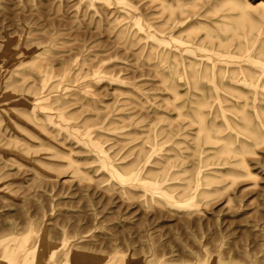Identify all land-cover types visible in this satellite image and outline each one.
I'll use <instances>...</instances> for the list:
<instances>
[{
    "label": "rangeland",
    "instance_id": "1",
    "mask_svg": "<svg viewBox=\"0 0 264 264\" xmlns=\"http://www.w3.org/2000/svg\"><path fill=\"white\" fill-rule=\"evenodd\" d=\"M0 264H264V0H0Z\"/></svg>",
    "mask_w": 264,
    "mask_h": 264
}]
</instances>
